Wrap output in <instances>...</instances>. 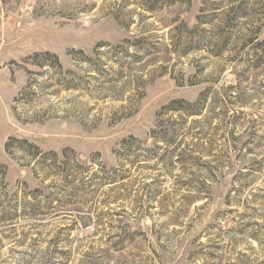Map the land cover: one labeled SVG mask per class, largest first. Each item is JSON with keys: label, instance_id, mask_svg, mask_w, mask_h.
Masks as SVG:
<instances>
[{"label": "rangeland", "instance_id": "1", "mask_svg": "<svg viewBox=\"0 0 264 264\" xmlns=\"http://www.w3.org/2000/svg\"><path fill=\"white\" fill-rule=\"evenodd\" d=\"M0 264H264V0H0Z\"/></svg>", "mask_w": 264, "mask_h": 264}, {"label": "trees", "instance_id": "2", "mask_svg": "<svg viewBox=\"0 0 264 264\" xmlns=\"http://www.w3.org/2000/svg\"><path fill=\"white\" fill-rule=\"evenodd\" d=\"M184 110H186L188 112V114H199V109L198 106H192L190 109H188L187 107L183 108Z\"/></svg>", "mask_w": 264, "mask_h": 264}]
</instances>
